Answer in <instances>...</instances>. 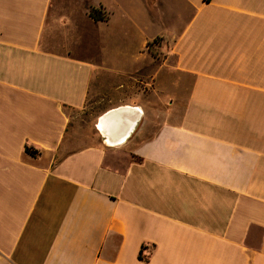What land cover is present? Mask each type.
<instances>
[{"label":"crops","instance_id":"obj_1","mask_svg":"<svg viewBox=\"0 0 264 264\" xmlns=\"http://www.w3.org/2000/svg\"><path fill=\"white\" fill-rule=\"evenodd\" d=\"M0 264H264V0H0Z\"/></svg>","mask_w":264,"mask_h":264},{"label":"bare ground","instance_id":"obj_2","mask_svg":"<svg viewBox=\"0 0 264 264\" xmlns=\"http://www.w3.org/2000/svg\"><path fill=\"white\" fill-rule=\"evenodd\" d=\"M129 107H122L120 110H112L110 114H103L99 117L97 126L100 130L109 132L115 131L125 124V110Z\"/></svg>","mask_w":264,"mask_h":264},{"label":"trees","instance_id":"obj_3","mask_svg":"<svg viewBox=\"0 0 264 264\" xmlns=\"http://www.w3.org/2000/svg\"><path fill=\"white\" fill-rule=\"evenodd\" d=\"M90 16L92 18H94L95 20H99V19H104L105 18V15L104 13L99 9V8H95V7H91L90 8ZM25 151L31 155H35L36 154V151L32 150L31 148L29 147H25Z\"/></svg>","mask_w":264,"mask_h":264},{"label":"rangeland","instance_id":"obj_4","mask_svg":"<svg viewBox=\"0 0 264 264\" xmlns=\"http://www.w3.org/2000/svg\"><path fill=\"white\" fill-rule=\"evenodd\" d=\"M90 111H92V110H85L78 117L79 121L84 122V125L87 128L90 126L89 122L91 121V117H92V114Z\"/></svg>","mask_w":264,"mask_h":264},{"label":"water","instance_id":"obj_5","mask_svg":"<svg viewBox=\"0 0 264 264\" xmlns=\"http://www.w3.org/2000/svg\"><path fill=\"white\" fill-rule=\"evenodd\" d=\"M110 113H112V112H110ZM110 113H109V114H110ZM135 125H136V122L134 123V125L132 126V128H134Z\"/></svg>","mask_w":264,"mask_h":264}]
</instances>
